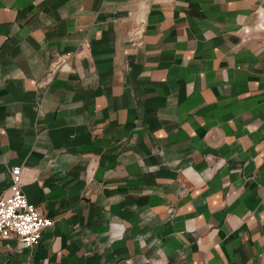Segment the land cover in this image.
<instances>
[{
  "label": "crops",
  "instance_id": "0c3cea01",
  "mask_svg": "<svg viewBox=\"0 0 264 264\" xmlns=\"http://www.w3.org/2000/svg\"><path fill=\"white\" fill-rule=\"evenodd\" d=\"M15 166L54 224L0 264H264V0H0V198Z\"/></svg>",
  "mask_w": 264,
  "mask_h": 264
},
{
  "label": "built area",
  "instance_id": "2783aa9c",
  "mask_svg": "<svg viewBox=\"0 0 264 264\" xmlns=\"http://www.w3.org/2000/svg\"><path fill=\"white\" fill-rule=\"evenodd\" d=\"M140 33V32H139ZM8 196L0 199V238H18L26 246L39 243L41 232L52 221L42 217L19 187V170H14Z\"/></svg>",
  "mask_w": 264,
  "mask_h": 264
},
{
  "label": "rangeland",
  "instance_id": "374dc122",
  "mask_svg": "<svg viewBox=\"0 0 264 264\" xmlns=\"http://www.w3.org/2000/svg\"><path fill=\"white\" fill-rule=\"evenodd\" d=\"M145 9L142 7L140 9L135 10V11H132L130 12L129 16L132 17L133 19V27L131 28V30L129 31L128 33V36H127V39H128V43L130 46L136 48V49H139L141 47H143V38H144V27H145V19H146V16H145ZM140 32V33H139ZM91 49V44L89 41H87L86 39L82 40L77 49L75 51H69V50H66V51H62V52H59V53H56L54 55V57L52 58V60L50 61L46 71H45V79L43 81V83L39 84V87L42 88V89H45V87H47L49 84L52 83V80L54 79V77L59 74V73H64V74H73V73H76L77 70H76V67L74 66V62L76 59H78L80 56H81V53L82 52H89ZM38 87V88H39ZM19 170V176H20V181H19V187L20 189L22 190L23 192V185L27 182V181H30L31 179L27 177L26 173H24V169L23 167L21 166H15L13 167L11 170H10V180H11V184H10V187H9V191H8V194L10 193V188L13 184V178H14V173L13 171L14 170ZM24 193V192H23ZM7 195H4L3 197L1 198H4ZM26 196V195H25ZM0 198V199H1ZM28 199V198H27ZM32 203V202H30ZM33 204V203H32ZM35 206V204H33ZM37 212L44 218H47L45 216H43L40 211L38 210V208L35 206ZM50 219V218H48ZM52 221V225L54 224V220L53 219H50ZM51 226H48V227H51ZM46 227V228H48ZM44 228L43 231L46 229ZM43 231L41 232V237H42V233ZM41 237H40V240H41ZM1 239V238H0ZM12 240H16L17 242H19L20 244H22L24 247L26 248H29V249H33L35 247H37L40 243V240H39V243L33 247H29V246H26L24 243H22L18 238L16 237H13V238H10ZM9 239V240H10ZM5 240V239H3ZM8 240V239H6Z\"/></svg>",
  "mask_w": 264,
  "mask_h": 264
}]
</instances>
